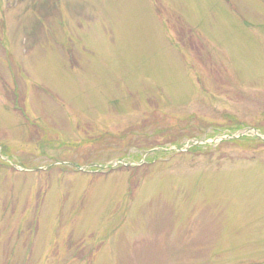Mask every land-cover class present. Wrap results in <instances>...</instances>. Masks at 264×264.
<instances>
[{
    "label": "rangeland",
    "instance_id": "1",
    "mask_svg": "<svg viewBox=\"0 0 264 264\" xmlns=\"http://www.w3.org/2000/svg\"><path fill=\"white\" fill-rule=\"evenodd\" d=\"M0 264H264V0H0Z\"/></svg>",
    "mask_w": 264,
    "mask_h": 264
},
{
    "label": "trees",
    "instance_id": "2",
    "mask_svg": "<svg viewBox=\"0 0 264 264\" xmlns=\"http://www.w3.org/2000/svg\"><path fill=\"white\" fill-rule=\"evenodd\" d=\"M177 147H178V146H177ZM195 148H196V147H195ZM193 149H194V148H193ZM193 149H192V150H193Z\"/></svg>",
    "mask_w": 264,
    "mask_h": 264
}]
</instances>
